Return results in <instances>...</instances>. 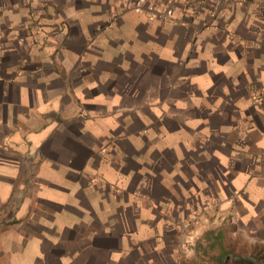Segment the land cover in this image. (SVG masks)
Instances as JSON below:
<instances>
[{
  "label": "crops",
  "instance_id": "1",
  "mask_svg": "<svg viewBox=\"0 0 264 264\" xmlns=\"http://www.w3.org/2000/svg\"><path fill=\"white\" fill-rule=\"evenodd\" d=\"M225 224L264 247V0H0V264H171Z\"/></svg>",
  "mask_w": 264,
  "mask_h": 264
},
{
  "label": "built area",
  "instance_id": "2",
  "mask_svg": "<svg viewBox=\"0 0 264 264\" xmlns=\"http://www.w3.org/2000/svg\"><path fill=\"white\" fill-rule=\"evenodd\" d=\"M244 0H125V6L151 20L178 21L179 16L211 20L222 16L228 7Z\"/></svg>",
  "mask_w": 264,
  "mask_h": 264
},
{
  "label": "trees",
  "instance_id": "3",
  "mask_svg": "<svg viewBox=\"0 0 264 264\" xmlns=\"http://www.w3.org/2000/svg\"><path fill=\"white\" fill-rule=\"evenodd\" d=\"M232 242L225 237L220 230L206 231L196 242L195 254L188 260H182L181 264H222V260L230 254L241 256L236 252ZM256 250V249H255ZM253 258L264 264V255L251 254ZM224 264H255L248 260H235L227 258Z\"/></svg>",
  "mask_w": 264,
  "mask_h": 264
},
{
  "label": "rangeland",
  "instance_id": "4",
  "mask_svg": "<svg viewBox=\"0 0 264 264\" xmlns=\"http://www.w3.org/2000/svg\"><path fill=\"white\" fill-rule=\"evenodd\" d=\"M187 229V228H185ZM185 229H183L184 231H186ZM217 231L220 230L224 233L225 237L228 238V240H230L232 243V246L234 248V250L240 254H243L241 256H236L235 254H230L228 256V258H232L235 260H248L251 261L253 263H255L254 261L261 263L260 261L256 260L255 258H253L251 256V254L255 253L256 255H264V247H262L259 244H252L249 241V238H247V236H245L241 231L237 230L236 226L233 225H222L221 227L217 226V227H213V228H209L206 231ZM206 231H203L201 233V235L196 239L195 242L192 243H184L181 244L179 243V247H178V251L176 253V258L175 261L171 264H181L182 260H188L190 258H192L195 254V246H196V242L201 238L202 234ZM256 249V250H255ZM223 261V260H222ZM225 262V261H224ZM224 264V263H223ZM257 264V263H255Z\"/></svg>",
  "mask_w": 264,
  "mask_h": 264
},
{
  "label": "water",
  "instance_id": "5",
  "mask_svg": "<svg viewBox=\"0 0 264 264\" xmlns=\"http://www.w3.org/2000/svg\"><path fill=\"white\" fill-rule=\"evenodd\" d=\"M227 258H228V256L225 257V258L223 259L222 264L224 263V261H225ZM254 262L257 263V264H260V263H258V262H256V261H254Z\"/></svg>",
  "mask_w": 264,
  "mask_h": 264
}]
</instances>
